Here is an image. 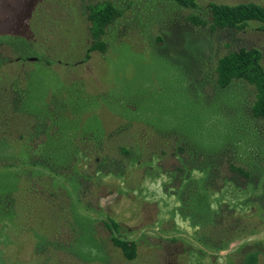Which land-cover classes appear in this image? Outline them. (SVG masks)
Listing matches in <instances>:
<instances>
[{
  "label": "rangeland",
  "instance_id": "374dc122",
  "mask_svg": "<svg viewBox=\"0 0 264 264\" xmlns=\"http://www.w3.org/2000/svg\"><path fill=\"white\" fill-rule=\"evenodd\" d=\"M98 1L0 0V90L11 91L12 86L13 93L25 95L32 85L30 99L43 112L52 102L59 113V99H68L67 105L74 106L75 110L64 109L59 120L63 133L47 148L56 160L67 163L77 145V134L88 132L100 140L112 126L175 136L196 152L228 145H234L245 157L260 147L264 152V128L259 124L261 140L248 116L254 87L233 83L220 89L215 86L214 70L219 58L242 46L261 49L264 67V30L256 25L243 31L212 30L193 26L188 20L206 19L214 3L264 5V0H195L194 10L179 7L173 0H111L125 7V13L109 29L108 52L91 53L85 62L91 40L83 7ZM32 37L40 47L38 56L17 63L23 53L19 52L21 45ZM158 38L163 43H158ZM12 39L21 42L13 45L17 55L5 42ZM11 99L13 96L0 98V163L8 159L18 163L0 168V264H228V255L241 244L264 243L263 226L225 250L203 248L193 238L189 224L172 215L179 204L171 189L166 191L168 178L155 168L158 159L153 158L146 175L136 167L129 168L126 178L96 173L84 185L86 198L83 196L75 209L76 196L71 192L72 209L93 219L97 226L91 235L87 219L82 220L77 225L80 243L76 240L67 254H57L54 243H72V223L66 225L59 215L51 218L49 211H53L35 193L41 190L40 184L31 193L33 184L19 163L26 158L25 145L9 132L29 130L12 114L17 109H11ZM80 99H85L84 106ZM69 130L75 132L69 134ZM142 135L137 137L141 143ZM152 139H144V143L152 142L153 146ZM174 163V158L168 159L166 167ZM262 164L264 168V155ZM232 194L226 187L216 193L214 207L218 201L230 205ZM259 194L264 202V175ZM12 195L15 200L2 210ZM53 201L56 206L69 204V199L58 194ZM86 202L95 211H87ZM250 211L247 206L237 213L253 222ZM107 215L123 225L128 231L125 239L136 244L135 261L123 259L109 241L110 233L102 225ZM91 238L93 244L88 242ZM99 244L105 245L107 252L100 250ZM183 251L186 254L182 255ZM262 259L260 264H264V254Z\"/></svg>",
  "mask_w": 264,
  "mask_h": 264
},
{
  "label": "trees",
  "instance_id": "16d2710c",
  "mask_svg": "<svg viewBox=\"0 0 264 264\" xmlns=\"http://www.w3.org/2000/svg\"><path fill=\"white\" fill-rule=\"evenodd\" d=\"M173 2L188 10L196 9L195 0H173ZM85 6L82 14L89 23L91 40L86 52V62L91 53L98 52L103 55L108 52V44L111 38L109 29L123 17L126 9L111 0H101ZM208 10L206 19L197 18L195 20L193 17L192 19L188 18V20L193 26H209L212 30L243 31L254 25L264 30V5L259 3L250 2L234 5L214 3L209 6ZM191 15L195 16L193 13ZM32 36L34 37V34ZM33 37L27 43L20 44L23 49L19 52L23 53H20L19 58L25 60L31 56H38L40 47ZM156 41L163 43L162 39L159 38ZM5 42L10 45L13 51L15 50L14 43H21L16 39ZM15 53L16 55L19 54L18 52ZM262 55V50L257 47L242 46L219 58L214 69L215 86L220 89H226L233 83H247L254 87V101L249 107L248 116L258 129L257 134L261 140L263 139L260 137L259 124L262 129L264 128ZM31 86H29L30 88L27 87L25 95L24 92L13 93L12 90L7 95L4 93V96H13L9 105L11 109L16 108L17 110L12 114L19 119L20 124L29 130L28 133L22 129L9 132L15 135L16 141H22L25 145L26 158H22L23 160L21 159L19 163L27 180L33 184L30 188L31 193H33V189L35 190L36 185L40 184L41 190L36 189L35 193L40 194L41 201L53 211L52 213L49 211L51 218L55 219L59 215L66 225L72 223V243L68 246L54 243V252L57 254L60 252L67 254L76 240L80 243L78 238L81 230L77 225L86 216L74 211L72 207L75 209L83 202L82 197L86 198L84 185L91 182L97 174L100 177L113 175L126 178L129 174V168L133 167L146 175L153 158L158 159L155 168L168 178L165 185L166 191L171 189L172 195L176 197L179 204L172 215H178L189 224L194 230L193 238L206 250H225L234 242L255 235L264 226V222H262L264 219V202L263 196L261 197L259 194L264 175L262 164L264 152L261 147L257 148L253 154L248 153L246 157L239 153L234 145H228L214 151L196 152L175 136L155 135L148 130L141 132L133 129L123 130L124 127L115 128L112 126L101 135L100 140L88 132L77 134L78 141L75 143L77 144L75 148L72 149L71 158L66 164H63L56 160L52 151L47 148L51 142L59 140L63 133L59 120L62 113L64 114V109L67 106L69 109H73L74 106L67 105L68 99H59L57 103L60 107L62 106L61 110L58 111L59 113L56 112L57 108L52 102L48 105L47 111L43 112L30 99ZM66 93L72 96L70 91ZM21 97L23 99H17ZM80 100L81 105L84 106L85 99ZM7 120L10 122L8 115ZM74 132L68 131L69 134ZM139 133L145 134L140 139L144 142V139L153 136V146L152 142L150 144L141 143L137 139ZM169 137H171L170 140ZM159 147L163 148L158 152L157 148ZM170 148L174 149L173 153H170ZM173 158L176 163L170 168L166 167L168 159ZM16 160H4L0 163V168H12L14 164L17 165ZM225 187L233 192L231 204L227 205L218 201L217 206L214 207L215 194ZM71 192L76 196L72 207L70 205V197H73ZM56 194L61 195L63 199H69V204L56 206L53 201ZM13 200L15 198L12 195L10 200L3 205L2 210L6 205L10 207ZM86 203L87 211H95L90 202ZM247 206H249L252 216L255 217L253 222L247 221L237 213L238 209H245ZM67 209L72 212L68 214ZM62 216L64 217L62 218ZM106 217L108 219L103 220L102 225L110 233L109 241L121 253L123 259L127 262L135 261L138 258V248L136 244L125 239L124 235L128 231L110 215ZM87 221L88 230L91 235H94V227L97 224L93 219H87ZM88 242L93 244V239H89ZM99 249L104 250V253L107 252L105 245L99 244ZM185 252L179 253L184 255ZM263 254V242L244 243L234 253L228 255V264H260L263 260Z\"/></svg>",
  "mask_w": 264,
  "mask_h": 264
},
{
  "label": "flooded vegetation",
  "instance_id": "af4514ba",
  "mask_svg": "<svg viewBox=\"0 0 264 264\" xmlns=\"http://www.w3.org/2000/svg\"><path fill=\"white\" fill-rule=\"evenodd\" d=\"M15 61H16L17 63H19V62H21V61L27 63V61H31V60H30V59H29V60H28V59L24 60V59H21V58L18 57ZM10 88H11V90H12V86H10ZM7 91H9L7 88L4 89V90H0L1 94H3V95H4V93H5L6 95L10 93V91H9V92H7ZM3 95H2V97L0 96L1 99L3 98ZM231 254H232V253H231Z\"/></svg>",
  "mask_w": 264,
  "mask_h": 264
}]
</instances>
